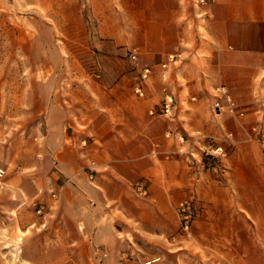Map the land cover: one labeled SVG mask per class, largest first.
<instances>
[{"label": "crops", "instance_id": "1", "mask_svg": "<svg viewBox=\"0 0 264 264\" xmlns=\"http://www.w3.org/2000/svg\"><path fill=\"white\" fill-rule=\"evenodd\" d=\"M194 1L116 0L101 43L137 50L139 60L95 71L75 56L78 67L54 70L31 116L0 124L2 207L22 214L43 203L51 220L81 229L90 251L115 254L114 262L140 249L184 259L195 245L202 264H252L251 221L264 220V210L238 197L234 167L230 178L209 179L199 142L246 125L214 113L212 93L220 85L252 93L263 77L264 0ZM166 93L173 113L152 114ZM193 197L199 213L189 235L178 207Z\"/></svg>", "mask_w": 264, "mask_h": 264}, {"label": "rangeland", "instance_id": "2", "mask_svg": "<svg viewBox=\"0 0 264 264\" xmlns=\"http://www.w3.org/2000/svg\"><path fill=\"white\" fill-rule=\"evenodd\" d=\"M115 1L0 0V124L31 116L37 96L42 97V93L51 89L54 70L78 67L75 56L84 59L82 62L95 71L102 70L104 65L115 72L122 69V60H133L131 51L118 54L112 45L101 43L103 23L111 26L116 21ZM213 1L194 2L203 7ZM206 14L200 15L204 21ZM200 33L206 37L207 31L202 28ZM257 83L252 93L233 94L226 85L214 88L211 110L244 120L246 125L233 126L236 132L233 135H223L220 139L206 136L199 142L204 146L203 163L209 179L230 178L234 167L240 187L237 195L251 198L254 212L264 210V75ZM221 86H226L232 94L236 114L214 108ZM237 133L242 136L237 137ZM217 145L225 147L224 155L211 154ZM190 200L194 217L188 230L183 228L182 220L180 228L189 235L199 213L195 197ZM42 206L43 212H39ZM251 224L254 236L251 263L264 264V248L257 238L264 234V220L254 218ZM80 236H84L81 229L65 228L51 220L43 203H36L33 210L22 214L9 212L0 204V264H144L157 256H161L157 262L163 264H171L172 259L178 264H202L195 245L191 250L186 249L184 259L140 249L120 254L122 263L114 262L115 254L91 252L88 237Z\"/></svg>", "mask_w": 264, "mask_h": 264}, {"label": "built area", "instance_id": "3", "mask_svg": "<svg viewBox=\"0 0 264 264\" xmlns=\"http://www.w3.org/2000/svg\"><path fill=\"white\" fill-rule=\"evenodd\" d=\"M204 1V0H203ZM212 1V0H211ZM131 58L135 61L139 60V54L137 50H133L131 51ZM170 60L171 61H176L178 60V56L177 55H171L170 56ZM168 64L165 63L163 66L166 67ZM151 73V68L147 67L144 69L143 72V77L146 78L148 77V75ZM138 93L143 95L144 92L142 91L141 88H138ZM218 91L220 92V96L219 98L216 100L215 104H214V108L218 110V112H221L225 109H228L229 112L236 114L237 113V109H236V102L232 96V94L229 92V90L227 89L226 86H221L218 88ZM222 98L224 99V101L222 100ZM175 108V99L174 96L170 93H166L165 98L163 100L162 105L153 110L152 114H165V115H171L174 111ZM243 114V112L241 113ZM226 153L225 151V147L223 145H217L215 148L212 149L211 154L212 155H224ZM4 173V170L2 168H0V177H2ZM140 188L141 191L143 193L147 192V188L145 185L140 184ZM39 212H43V206L39 209ZM179 213L181 216V220H182V225L183 228L185 230H188L190 228L192 219L194 217V208H193V204L191 202L190 199H186L184 201H182L179 204Z\"/></svg>", "mask_w": 264, "mask_h": 264}, {"label": "bare ground", "instance_id": "4", "mask_svg": "<svg viewBox=\"0 0 264 264\" xmlns=\"http://www.w3.org/2000/svg\"><path fill=\"white\" fill-rule=\"evenodd\" d=\"M148 262H149V261H148ZM148 262H146V263H148ZM146 263H145V264H146Z\"/></svg>", "mask_w": 264, "mask_h": 264}]
</instances>
